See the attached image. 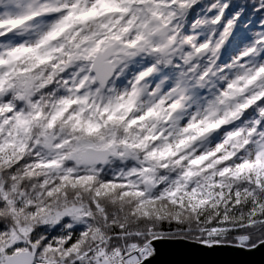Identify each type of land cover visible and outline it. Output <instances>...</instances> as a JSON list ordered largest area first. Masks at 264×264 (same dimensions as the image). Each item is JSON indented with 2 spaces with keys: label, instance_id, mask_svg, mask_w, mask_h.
<instances>
[{
  "label": "snow or ice",
  "instance_id": "snow-or-ice-1",
  "mask_svg": "<svg viewBox=\"0 0 264 264\" xmlns=\"http://www.w3.org/2000/svg\"><path fill=\"white\" fill-rule=\"evenodd\" d=\"M264 246V0H0V264Z\"/></svg>",
  "mask_w": 264,
  "mask_h": 264
},
{
  "label": "water",
  "instance_id": "water-1",
  "mask_svg": "<svg viewBox=\"0 0 264 264\" xmlns=\"http://www.w3.org/2000/svg\"><path fill=\"white\" fill-rule=\"evenodd\" d=\"M155 247L150 264H264V246L253 251L229 246L209 249L183 240H163Z\"/></svg>",
  "mask_w": 264,
  "mask_h": 264
}]
</instances>
